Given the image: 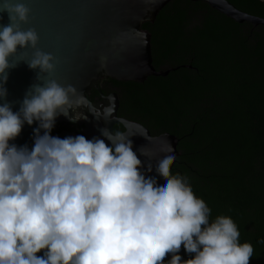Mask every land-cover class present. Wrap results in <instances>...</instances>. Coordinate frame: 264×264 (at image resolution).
<instances>
[{
  "label": "clouds",
  "instance_id": "9594fccd",
  "mask_svg": "<svg viewBox=\"0 0 264 264\" xmlns=\"http://www.w3.org/2000/svg\"><path fill=\"white\" fill-rule=\"evenodd\" d=\"M29 12L17 0H0L9 20L0 25V264H250L255 250L240 241L237 223L227 215L211 219L190 178L170 171L176 154L169 143L158 154L141 147L145 165L130 139L144 136L138 132L51 135L59 116L76 123L88 119L79 111L87 109L109 122L114 110L96 107L82 90L53 78L55 57L37 48L34 29L22 28ZM24 49L33 50L26 64L38 69L39 83L13 111L5 84L19 64L10 58ZM34 122L31 148L11 143ZM153 159L162 181L146 175ZM181 248L191 258L182 259Z\"/></svg>",
  "mask_w": 264,
  "mask_h": 264
},
{
  "label": "trees",
  "instance_id": "16d2710c",
  "mask_svg": "<svg viewBox=\"0 0 264 264\" xmlns=\"http://www.w3.org/2000/svg\"><path fill=\"white\" fill-rule=\"evenodd\" d=\"M226 1L264 19V0ZM142 30L151 35L155 70L174 71L142 84L108 79L119 90L117 116L179 140L170 171L190 178L211 219L230 216L240 241L254 247L250 264H264V29L175 0ZM62 131L82 135L71 124L52 133ZM179 254L191 258L183 248Z\"/></svg>",
  "mask_w": 264,
  "mask_h": 264
},
{
  "label": "water",
  "instance_id": "95a60500",
  "mask_svg": "<svg viewBox=\"0 0 264 264\" xmlns=\"http://www.w3.org/2000/svg\"><path fill=\"white\" fill-rule=\"evenodd\" d=\"M175 0H17L24 3L29 9L28 23L22 28L34 29L39 37L37 48L45 53L52 54L57 63L53 78L61 84H72L91 101L90 93L95 90L100 99L92 102L96 107L110 106L113 108V119L105 122L103 119H95L87 109H79L88 117L87 120H78L71 123L64 116L57 117L53 130L60 124H71L81 129V133L87 139L100 137V129L108 128L111 131L115 125H120L124 132L131 135L133 151L147 165V158L139 153L141 147L150 154H158L165 142L169 143L179 156L177 145L179 140L170 134L152 136L144 126L119 118V99L116 94L104 96L99 88L103 79H111L117 82L144 83L149 77H167L174 69L156 71L153 67L151 54V35L142 30L146 23L153 24L159 12L170 2ZM191 2H203L212 10L233 20L237 24H250L264 29V19L246 14L226 0H187ZM9 23L6 13H0V25ZM32 49L18 50L17 56L10 58L11 63H19L10 69L8 80L5 84L8 95L7 101L12 102L13 111H17L26 91L36 80L37 70L28 68L26 62L31 58ZM22 52L27 56L19 59ZM105 58V67L100 68V59ZM2 103V101H0ZM71 114V113H70ZM32 126L25 124L20 135L16 138L17 146L33 145ZM52 130V131H53ZM42 134V133H41ZM52 136L65 138L75 137L71 132L62 131ZM148 137V140L145 138ZM105 143L108 141L105 140ZM176 159L169 164L170 170ZM152 171L146 172L162 181L155 170V160L151 161ZM171 259V255L165 257V261Z\"/></svg>",
  "mask_w": 264,
  "mask_h": 264
},
{
  "label": "flooded vegetation",
  "instance_id": "af4514ba",
  "mask_svg": "<svg viewBox=\"0 0 264 264\" xmlns=\"http://www.w3.org/2000/svg\"><path fill=\"white\" fill-rule=\"evenodd\" d=\"M108 79H103L102 81H100L99 83V88L102 92V94L104 96H109L111 94H116L118 96L119 94V90L117 88H115L112 84H110L108 81ZM97 94V96H96ZM94 97L95 99V102L98 101L100 99V95L98 94L97 91L95 90H92L91 93H90V97ZM118 99H119V96H118Z\"/></svg>",
  "mask_w": 264,
  "mask_h": 264
}]
</instances>
